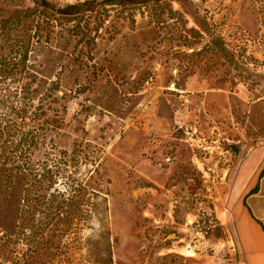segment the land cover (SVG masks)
<instances>
[{
    "label": "rangeland",
    "instance_id": "374dc122",
    "mask_svg": "<svg viewBox=\"0 0 264 264\" xmlns=\"http://www.w3.org/2000/svg\"><path fill=\"white\" fill-rule=\"evenodd\" d=\"M99 1L74 27L0 0V185L87 180L73 262L108 230L112 264H237L233 216L264 225V0ZM3 231L0 264H38Z\"/></svg>",
    "mask_w": 264,
    "mask_h": 264
},
{
    "label": "trees",
    "instance_id": "16d2710c",
    "mask_svg": "<svg viewBox=\"0 0 264 264\" xmlns=\"http://www.w3.org/2000/svg\"><path fill=\"white\" fill-rule=\"evenodd\" d=\"M37 8H49L52 12L65 19H77L73 26L79 25V20L87 10H92L90 5L96 0H82L66 3L64 5H54L47 0H31ZM136 2L137 0H101L103 3H124ZM141 1V0H139ZM56 19V16L54 17ZM1 127V126H0ZM5 127L2 126V129ZM20 139L17 143H20ZM9 147V146H6ZM2 149V148H1ZM264 174V163L259 171L258 177ZM39 174L35 181L27 183L26 175L19 172L8 173L3 186L0 185V193L3 194L5 209L11 213V217L0 226L6 237L17 236L24 239L30 245L29 250L42 248L39 252L41 259L38 264H81L73 262V254L78 247L75 244L77 230L86 219L96 210V202L93 200L97 192L87 183L84 178H75L72 175L66 176V186L58 188L55 181L50 177H43ZM44 179L48 182L43 184ZM52 183V184H51ZM258 182L250 188L244 197L258 191ZM244 204L245 201H243ZM250 214L251 211L248 208ZM41 213V220L36 217ZM12 214H17L15 221ZM252 215V214H251ZM264 230L262 222L255 218ZM104 243L94 249H89L84 255L86 264H112V254L109 245V232L105 230ZM29 260L24 259L22 264Z\"/></svg>",
    "mask_w": 264,
    "mask_h": 264
},
{
    "label": "crops",
    "instance_id": "0c3cea01",
    "mask_svg": "<svg viewBox=\"0 0 264 264\" xmlns=\"http://www.w3.org/2000/svg\"><path fill=\"white\" fill-rule=\"evenodd\" d=\"M249 209L252 215L248 209L240 207L238 216H233V250L237 264H264V230L255 220L261 219L262 212L254 213Z\"/></svg>",
    "mask_w": 264,
    "mask_h": 264
}]
</instances>
